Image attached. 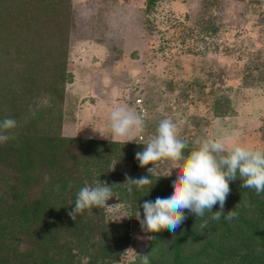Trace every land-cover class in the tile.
Masks as SVG:
<instances>
[{
  "label": "trees",
  "instance_id": "obj_1",
  "mask_svg": "<svg viewBox=\"0 0 264 264\" xmlns=\"http://www.w3.org/2000/svg\"><path fill=\"white\" fill-rule=\"evenodd\" d=\"M158 1L146 0V16ZM210 23H201L196 42L217 33ZM71 25L72 0H0V121L18 122L13 138L0 142V264H125L132 245L129 226L107 221L103 208L85 210L75 221L68 215L83 186L150 175L135 159L146 143L59 133V109L73 79L67 69ZM127 162L129 171L118 170ZM174 178L153 174L151 186L133 185L132 191L117 185L112 199L142 212L145 200L168 196ZM241 184L240 178L229 182L224 214L237 213L231 221L222 216L202 229L211 214L197 219L185 210L175 236L167 229L152 233L148 247L128 264H143L145 254L149 264H264V193Z\"/></svg>",
  "mask_w": 264,
  "mask_h": 264
},
{
  "label": "rangeland",
  "instance_id": "obj_2",
  "mask_svg": "<svg viewBox=\"0 0 264 264\" xmlns=\"http://www.w3.org/2000/svg\"><path fill=\"white\" fill-rule=\"evenodd\" d=\"M145 9L146 0H72L67 69L73 79L59 109V133L112 141L108 114L124 104L145 117V130L133 143H147L158 123L171 118L182 129L187 151L232 128L239 129L242 142L264 148V0H159L152 15ZM206 22L217 33L204 32L205 43H198ZM92 127L104 128L107 139ZM170 164L157 162L154 174L164 176ZM130 169L127 162L118 170ZM108 204L118 205L105 211V219L131 230L133 250L123 259L128 264L148 247L143 237L152 233L142 232L138 211L116 199Z\"/></svg>",
  "mask_w": 264,
  "mask_h": 264
},
{
  "label": "clouds",
  "instance_id": "obj_3",
  "mask_svg": "<svg viewBox=\"0 0 264 264\" xmlns=\"http://www.w3.org/2000/svg\"><path fill=\"white\" fill-rule=\"evenodd\" d=\"M17 126V120L12 118L0 121V142L12 139L10 130ZM92 129L102 138H106L104 128ZM144 130V115L127 105H116L108 114L107 131L113 142H136L135 137ZM181 131V127L173 119H162L155 135L144 144V150L135 153L139 166L147 168L150 175L133 178L125 174V182L122 184L109 185L107 181L99 180L95 182V186L81 187L76 194L74 207L68 212L69 217L75 221L85 210L103 208L107 211L117 206L118 204H108L114 197L113 188L117 185H127L129 191H132L133 185L138 189L151 186L157 162L162 160L171 162L164 176H172L175 171V178L166 198L145 200L142 204L143 218L141 211L136 213L135 218L145 234L167 229L175 236L177 229L187 219L185 210L194 214L197 219L204 218L206 213L211 214L203 219L202 229L206 228L209 222L219 221L222 216L231 221L237 213L231 210L225 215L224 208L231 191L229 182H234L237 178L242 180L241 188L254 189L257 195L264 193V148L242 142L239 129L220 130L215 135L206 136L196 141L187 154L185 149H188L189 145L187 140L181 137ZM92 138L94 137H89ZM150 164L153 167H148ZM217 203L219 211L214 212L213 207ZM153 238L151 235L143 237L147 240ZM130 250L133 249L126 252ZM143 264H149L148 254L143 255Z\"/></svg>",
  "mask_w": 264,
  "mask_h": 264
},
{
  "label": "built area",
  "instance_id": "obj_4",
  "mask_svg": "<svg viewBox=\"0 0 264 264\" xmlns=\"http://www.w3.org/2000/svg\"><path fill=\"white\" fill-rule=\"evenodd\" d=\"M141 102V100H137V103H140ZM142 112H143V110H142Z\"/></svg>",
  "mask_w": 264,
  "mask_h": 264
}]
</instances>
